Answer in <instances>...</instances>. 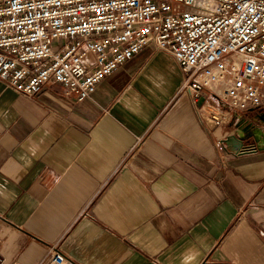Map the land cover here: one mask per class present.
I'll use <instances>...</instances> for the list:
<instances>
[{
  "label": "crops",
  "instance_id": "1",
  "mask_svg": "<svg viewBox=\"0 0 264 264\" xmlns=\"http://www.w3.org/2000/svg\"><path fill=\"white\" fill-rule=\"evenodd\" d=\"M182 83L150 47L81 102L0 81V264H264V100L202 124Z\"/></svg>",
  "mask_w": 264,
  "mask_h": 264
},
{
  "label": "built area",
  "instance_id": "2",
  "mask_svg": "<svg viewBox=\"0 0 264 264\" xmlns=\"http://www.w3.org/2000/svg\"><path fill=\"white\" fill-rule=\"evenodd\" d=\"M145 47L177 63L202 124L235 128L264 100V0H0V81L28 99L81 102ZM38 264L72 262L51 246Z\"/></svg>",
  "mask_w": 264,
  "mask_h": 264
},
{
  "label": "water",
  "instance_id": "3",
  "mask_svg": "<svg viewBox=\"0 0 264 264\" xmlns=\"http://www.w3.org/2000/svg\"><path fill=\"white\" fill-rule=\"evenodd\" d=\"M237 125L239 126V124H237ZM243 130H245V128ZM231 141H232V138L229 137L227 140H225V144H226V146H228V148H231L232 151H236L237 145H235L234 142H231Z\"/></svg>",
  "mask_w": 264,
  "mask_h": 264
}]
</instances>
